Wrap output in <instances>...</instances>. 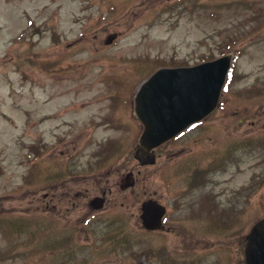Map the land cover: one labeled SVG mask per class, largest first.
<instances>
[{
    "label": "rangeland",
    "instance_id": "374dc122",
    "mask_svg": "<svg viewBox=\"0 0 264 264\" xmlns=\"http://www.w3.org/2000/svg\"><path fill=\"white\" fill-rule=\"evenodd\" d=\"M227 52L219 108L141 166V82ZM49 161L74 165L45 198ZM148 199L166 206L161 229L141 225ZM262 217L264 0H0V264H244Z\"/></svg>",
    "mask_w": 264,
    "mask_h": 264
},
{
    "label": "water",
    "instance_id": "95a60500",
    "mask_svg": "<svg viewBox=\"0 0 264 264\" xmlns=\"http://www.w3.org/2000/svg\"><path fill=\"white\" fill-rule=\"evenodd\" d=\"M113 38L109 35L107 42ZM230 59L231 55H225L192 67L160 68L143 82L134 99V113L144 126L134 148L141 164L153 163L155 147L212 111ZM141 211L145 228L160 226L164 212L160 205L145 201ZM243 254L245 264H264V218L246 235Z\"/></svg>",
    "mask_w": 264,
    "mask_h": 264
},
{
    "label": "flooded vegetation",
    "instance_id": "af4514ba",
    "mask_svg": "<svg viewBox=\"0 0 264 264\" xmlns=\"http://www.w3.org/2000/svg\"><path fill=\"white\" fill-rule=\"evenodd\" d=\"M102 144H104V142L100 143L99 145V150L95 151V153L93 154V156H91L92 160L91 162L88 161V163H85L84 165H86L85 168H82V171L87 172L90 171L94 172L96 171V169L100 168L103 166V162H106L107 160L110 159V157H112L111 154H107V153H103L100 154L101 149L106 150L104 147H102ZM63 156V155H60ZM96 159V161L94 162V160ZM55 162L53 161H49L47 163V170H48V189H49V195H46L45 198H47L48 196L51 197H55L56 195L61 194L60 191L58 190V188H60V190H62L63 188H65V184L67 183L66 180L69 177L66 174V170H67V165L73 166L74 163L72 161H67V165L66 162H61L58 164H54ZM65 163V164H64ZM81 175H78V177ZM62 197L63 195H68L69 192L68 190H64L62 191ZM106 190H103L101 194H103L104 198L106 195ZM82 192H77L74 194V198H82ZM61 197V199H62Z\"/></svg>",
    "mask_w": 264,
    "mask_h": 264
}]
</instances>
